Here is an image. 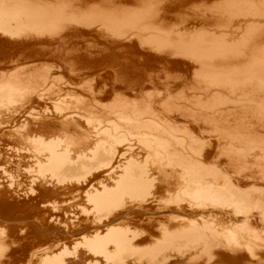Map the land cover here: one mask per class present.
<instances>
[{
  "label": "bare ground",
  "instance_id": "bare-ground-1",
  "mask_svg": "<svg viewBox=\"0 0 264 264\" xmlns=\"http://www.w3.org/2000/svg\"><path fill=\"white\" fill-rule=\"evenodd\" d=\"M0 175V264H264V0H0Z\"/></svg>",
  "mask_w": 264,
  "mask_h": 264
},
{
  "label": "rangeland",
  "instance_id": "rangeland-1",
  "mask_svg": "<svg viewBox=\"0 0 264 264\" xmlns=\"http://www.w3.org/2000/svg\"><path fill=\"white\" fill-rule=\"evenodd\" d=\"M200 9H202V8H200ZM46 61V62H45ZM45 61H38V65H40V63L41 64H43V62L45 63V64H50V63H52L51 62V60H45ZM22 62V61H21ZM23 63H25L24 61H23ZM170 71V72H169ZM169 71H164L163 72V70H161V73H159V71H158V76L161 78V79H163V78H165L163 75H164V73L166 74V76H167V74L169 75V77L173 74V75H175V73H177L175 70H169ZM162 73H163V75H162ZM156 74H157V72H156ZM173 75L171 76V78L173 77ZM193 80V81H192ZM189 81H192V82H194V79L193 78H190L189 79ZM191 90H193V91H195L194 93H191V95H193L194 96V94L196 95V92H197V90H194V89H191ZM193 91H189V93L190 92H193ZM110 101V100H109ZM108 100L107 101H105V102H109ZM30 170V169H29ZM31 170H32V172H31V174H30V172L28 171V173L30 174V175H34L35 173L33 172V170L35 171V168L33 169V168H31ZM28 173H27V175H28ZM0 179H2V176L0 175ZM24 196H19V197H17V196H11V197H9V196H7L6 197V199L8 200V202L9 203H13V202H16V203H22V202H26L27 201V197L25 198H23ZM12 198V199H11ZM23 198V199H22ZM65 198V199H64ZM54 199H56V200H54ZM62 199V200H61ZM67 199H70L69 197H51V198H47L46 200H50V201H56V202H62L63 200L65 201V200H67ZM8 211H7V209H5V208H2V209H0V229L3 227L4 228V226L2 225V222H1V220H2V217L7 213ZM7 223H9V224H11V221H8ZM33 224L34 225H36L37 227H40L41 228V232H43L42 234H32V235H30L29 237H27L28 236V234L29 233H32L31 232V230L30 229H27V230H25V233H23V234H21V235H19V238H21V237H23V236H25V234H27L26 235V239H25V241H23V243H22V241H21V248L20 249H22L24 246H29V245H31L32 244V247L34 248V249H36V248H38V247H41V246H44V245H47V244H50V243H55V242H60V243H62L63 244V242H64V245L67 247V249L69 250V249H71V247H69V246H72L71 244V242H73V236L69 233V230H71L72 229V227H70V225H68V227H67V232H66V228H64V227H61V226H59V225H54V224H52V223H46V224H44V225H39L38 223H36V222H33ZM54 225V226H53ZM6 227V226H5ZM57 227V228H56ZM64 229V230H63ZM46 231H47V233H46ZM55 231V232H54ZM17 233L19 234V229L17 230ZM46 233V234H45ZM53 233V234H52ZM59 233V234H58ZM63 234V235H62ZM68 234V235H67ZM43 236V237H42ZM70 236V237H69ZM34 237V238H33ZM43 238H45V239H42ZM30 239V240H29ZM34 241L33 243H31L32 241ZM35 240H37V241H35ZM51 240V241H50ZM59 240V241H58ZM66 241V242H65ZM71 241V242H70ZM43 243V245H41L40 246V244H42ZM70 243V244H69ZM35 244V245H34ZM39 244V245H38ZM69 244V245H68ZM21 251V250H20Z\"/></svg>",
  "mask_w": 264,
  "mask_h": 264
}]
</instances>
